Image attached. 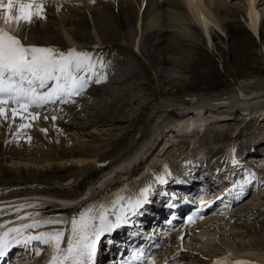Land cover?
Masks as SVG:
<instances>
[{
  "label": "bare ground",
  "instance_id": "1",
  "mask_svg": "<svg viewBox=\"0 0 264 264\" xmlns=\"http://www.w3.org/2000/svg\"><path fill=\"white\" fill-rule=\"evenodd\" d=\"M76 1L78 4H75ZM258 1L246 0L243 11L242 5L231 6L230 0H45L47 19L29 29L24 43L51 46L60 50L75 48L87 51L95 59L102 60L104 67L97 68L99 76H93L92 83L82 95L73 97L75 103H58L66 105L59 110L56 107L54 111L52 108L40 110L41 118L33 127L23 130L21 134H16L15 125L8 127L0 123V207L11 208L10 206L33 203L38 197L60 195L69 199V202L55 203L58 206L55 212L64 213L71 218L92 203L103 200L102 203L108 204L118 193L125 196L130 189L138 196L140 188L151 185L152 189L153 184H157V177H168L170 181L172 177L179 176V172L185 170L184 166L178 169L173 165L175 159L167 155L168 149L178 142L182 133L203 130L202 126L206 127L210 121H223L226 115L238 117L250 111L254 116L262 114L264 117V79L259 83L255 80L248 83L240 82L234 90V95L227 96L190 93L187 97L178 98L165 96L168 93L166 92L151 106L150 112L144 117L139 138L134 139L123 152L113 155L111 151L113 148L106 151L104 146H95L106 139L100 138L102 133L98 127H102L103 135L106 136L108 131L118 130V126L124 120L117 115L121 111L120 107H113L115 110L112 108L113 112L103 108L101 112L94 111L92 104L100 106L107 95L110 101L115 98L122 105H126L127 96L132 95L126 96V93L135 89L133 83L136 75L130 61L116 56L122 50V46L135 47L136 51L138 50L139 54L149 61L158 82L163 86L169 85L173 79L186 77L185 67H190L193 57L189 49L192 43L199 45L205 43L213 47L214 32L224 36L226 46L232 43L233 36L221 20L222 13L227 14L223 17L227 19L242 17L244 12L245 19L246 17L249 19V30L261 41L260 52L264 54L262 41L264 13L260 12ZM162 8L165 9L161 11ZM160 12L162 15L165 12L181 13L185 20L183 23L179 20L180 27H177L176 24L166 22V16L160 15V18ZM1 23L2 18L0 27H5L1 26ZM163 26L166 28L163 29ZM8 28L15 34L14 27L10 28L8 25ZM170 65L172 68L168 69ZM97 78L101 79L100 83L95 82ZM114 84L117 85L112 88L111 85ZM122 84L124 87H120ZM122 94L124 96H121ZM86 101L95 102L84 107ZM87 108L91 118L86 123L81 117ZM44 116L49 118L44 119ZM52 116L56 117L55 121L51 119ZM70 118H75V122H71ZM260 122L256 124L259 125ZM41 129H47V132ZM28 137H31L30 141ZM86 137H89L87 139L89 144L78 147L77 143ZM70 141L77 142V145L71 146ZM235 150L236 148H229L228 154H233ZM188 157L196 162L194 153L190 152ZM8 159L13 161L11 165L7 164ZM46 159H55L58 162L69 159L73 161V165L70 169L63 168L59 163L48 167L46 162L44 163ZM202 166L196 163L192 169ZM150 169L152 171L148 174L147 171ZM171 171L176 174H169ZM142 172H146L143 181L136 178ZM215 192L213 197L220 193ZM209 195L207 194V197ZM255 200L252 199L255 213L245 211L247 214L241 212L242 214L236 215L237 218L231 221L233 227H240L238 222L242 219L264 222V216L262 217L264 211L262 208H256L260 207L261 203ZM146 207L149 209V204ZM32 220H23L16 224L30 223ZM229 220L213 219V222L206 226L223 224L227 227L230 224ZM241 227L252 230L242 225ZM34 230L29 231L38 234ZM188 235L193 233L186 232L182 240L173 238L169 241V244L177 245L172 246L174 250L179 249L178 252H182L179 261L185 259L183 252H186L187 258L195 254L190 251L195 247L189 249L185 245L190 243V237H194ZM206 238L207 236L202 235L200 238L197 237V240ZM240 241L227 246L225 250L244 251L250 259V264H264V248L258 249L252 243L243 244ZM182 242L184 245H181ZM182 246L189 252L181 249ZM29 250L31 252V249ZM217 254L216 252L211 257Z\"/></svg>",
  "mask_w": 264,
  "mask_h": 264
},
{
  "label": "snow or ice",
  "instance_id": "2",
  "mask_svg": "<svg viewBox=\"0 0 264 264\" xmlns=\"http://www.w3.org/2000/svg\"><path fill=\"white\" fill-rule=\"evenodd\" d=\"M0 14L4 24L15 29L14 34L9 28L0 27V123L8 127L15 125L19 135L34 126L41 118L40 110L47 106L75 103L73 97L85 92L93 76H99L97 68H103L104 64L87 51L24 43L29 29L47 19L45 0H7L6 3L0 0ZM95 82L100 83L101 79L97 78ZM51 119L55 121L56 117ZM41 131L46 133L47 129ZM28 139L30 141L31 137ZM157 182L167 181L160 176ZM150 191L151 185L143 188L135 198H126L118 193L108 204L92 203L69 221L33 219L30 223L9 226L15 221L0 219V257L5 256L13 246L27 247L37 242L52 249L48 264H96L101 239L128 223L129 214H135L148 202ZM10 207L15 208L18 220H24L28 217L19 213L25 207L34 205ZM5 212L6 209L0 207V216ZM48 225L59 227L55 231L38 234L29 231ZM34 254L40 255L41 250L35 249ZM134 259L141 264H155L154 256L144 257L142 253ZM214 264L249 262L222 259Z\"/></svg>",
  "mask_w": 264,
  "mask_h": 264
},
{
  "label": "rangeland",
  "instance_id": "3",
  "mask_svg": "<svg viewBox=\"0 0 264 264\" xmlns=\"http://www.w3.org/2000/svg\"><path fill=\"white\" fill-rule=\"evenodd\" d=\"M230 1H231L230 3L231 6L242 5L243 7L242 9L243 11H245L246 0H230ZM75 4H78V2L76 1ZM257 5L258 8L261 10L260 12L263 14L264 0H259ZM163 9L165 8H162L161 11H163ZM225 14L226 13L221 14L222 16L221 20H223L225 27L228 29V31L232 33L233 36L232 43L226 46L224 36L217 32L213 33V35L215 36L214 37L215 44H213V47L205 43L200 45L196 43H192L189 49L191 50L193 57L189 64L190 67L189 66L185 67L184 74L186 77L173 79L172 83L169 85L163 86L161 82H158L157 77L155 76V71L151 68L149 61L144 56L136 53L135 50H133V47L129 45L122 46L123 48L120 56H124V59L130 61L132 70L134 71L133 73H135L136 75V79L133 83V87L135 89L132 90L130 93L129 92L126 93V96L128 94H132L127 96L126 105H122V103L119 100H116L115 98L112 101H110V97L107 95L104 96V99L102 101L104 103L100 104V106L99 104H92V102L95 101H90V102L86 101L87 104L85 103L83 104L84 107H87V105L89 106V104H92L94 106L93 107L94 111L100 110L101 112L103 111V108L105 109L108 108L112 112L115 106L121 108V111L117 115L118 118L124 120L123 121L124 124L121 123L118 126L119 128L118 130H113L112 132L108 131V135L106 136L103 135L104 130L102 129V127H98V129H101L100 132L102 133L100 135V138H106V139L102 143H96L95 146L96 145L97 147L104 146V150L106 151L113 148V150H111L113 155L123 152L126 148H128V146L133 142L134 139L139 138L140 129L142 128V122L145 119L144 117H146L147 112H150L152 108L151 106L154 105L156 101L160 100L162 96L165 95L166 92L168 93L165 96H173L178 98L187 97V95L190 93L191 94L201 93L209 96H216V95L227 96L228 94L234 95L233 94L234 90L236 89L237 85L240 84V82L248 83L251 80H255L256 82L259 83L261 80L264 79V54L260 52V48L262 44L259 38L255 37L252 34L253 31L251 30L252 32H250L248 25L249 19L246 17L247 21H245L246 20L245 16H243L245 15L244 12L242 17L236 16L232 18L231 16H229L231 18H227V19L223 18L224 16L227 15ZM160 15L162 17L163 15L166 16V22L172 23L173 25L176 24L178 25L177 27H180L179 25L180 22H178L179 20L180 21L182 20L181 21L182 23L184 22L183 20H185V16H183L182 14L183 16L182 17L181 13L165 12L162 15V12H160L159 16ZM6 28H8V25L6 26ZM164 28L166 27L163 26V29ZM262 35H263L262 41H264V31ZM169 68L170 69L172 68L171 65L168 67V69ZM116 85L115 84L111 85V87L115 88ZM120 87H124V84H122V86ZM121 96H124V94H122ZM59 109L61 108H58V110ZM94 111H92V113ZM84 112L85 113L83 114V117H81V119L87 123L88 120L91 118L90 114L88 113L89 112L88 108L85 109ZM66 115L70 116L69 114ZM123 115L124 117H122ZM224 118L225 119H223V121H214L216 123L210 124L208 127V131L203 135V137L198 136L193 138L188 136L187 139H185L180 144L181 148L176 145L175 147H171L172 150L169 148L168 151L170 153H176L177 151L182 153L181 149L189 148L191 146V142H194L197 139H199L201 143L204 144L203 146L205 148L214 147L220 149L234 138L239 128H242V130L244 128H247L249 129L250 132H253L255 131V129L260 130L264 125L263 124L264 121L260 122L261 123L260 125H257L255 122H259V121H257L256 119L255 120L246 119L245 122L246 123L248 122L246 124L244 123L243 116L233 117L226 115L224 116ZM70 121L75 122V118H70ZM196 133L197 131L194 134ZM88 138L89 137H86L78 143L77 142L73 143V141H70V145L74 146L78 144L77 146L80 147L86 143L89 144V141L87 140ZM249 139L250 138H246L245 140L248 141ZM260 147L261 148L258 149V152L264 150L263 144ZM167 155L170 156L169 153ZM8 160L9 161H7V164L11 165L13 161L12 160L10 161V159ZM44 163L48 167H52L53 164L59 163V165L67 169H70L71 166L73 165V161L69 159H62L59 162L58 160L55 161V159L53 160L46 159ZM251 197L252 198H247L242 203L241 201H239L238 208H234L230 213L231 218L226 219V220L231 219L229 220L230 224L227 225V227L223 224L210 226L212 230L209 229V231L211 230L210 232L206 231L203 234L204 236H207L205 240L203 239L197 240V236H194L193 238L190 237V241H189L190 243H187L185 245L188 246L187 248L195 247V249L193 248L190 251L192 254L195 253L194 256L196 257L193 256L187 258L186 252H183L184 253L183 257L185 259L181 260L182 262H179L178 264H191V263L204 264L202 262H205L206 260L203 257H209L208 259H213L214 257L211 256L214 253L217 252L219 254L221 251L225 250L227 246L232 245L233 243L240 240H241L240 242L243 244L252 243L258 249L264 248L262 247V245H264V222L259 223V221L254 222L253 219L251 220L242 219L238 222V226L240 227L232 226L231 221L237 218L238 212L240 213L242 212L244 214H247V212L255 213V211H253L254 205L252 204V199L254 200L256 199L255 201L262 204V205L260 204V207L257 206L256 208L264 207V188L262 190H259V192L254 197L253 196ZM256 216H258V214ZM263 216L264 213L262 217ZM241 225L249 229L252 228V230L250 231L247 230L246 228L242 229ZM57 228L52 226L50 227L46 226L35 229L34 231L36 233H39V230L40 231L42 230V232H51L57 230ZM241 233H244L245 235H241ZM167 245H169V242ZM174 245L175 244L172 245L170 243V246H174ZM35 248L36 249L39 248L40 250H42L37 245ZM183 248L184 247H182V249ZM48 250H50V254H52L51 253L52 249L50 248ZM48 250L44 249L43 251H41L42 252L41 255H34L32 259L31 258L24 259L21 261V263L22 264L43 263L46 260H48V258L42 259L43 257L42 255H44ZM183 250L189 252L188 249H183Z\"/></svg>",
  "mask_w": 264,
  "mask_h": 264
}]
</instances>
